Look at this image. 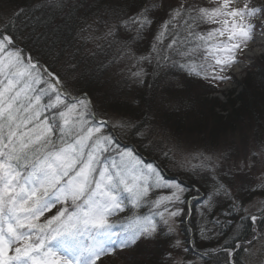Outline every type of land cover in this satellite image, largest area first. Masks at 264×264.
Masks as SVG:
<instances>
[{
	"label": "snow or ice",
	"instance_id": "snow-or-ice-1",
	"mask_svg": "<svg viewBox=\"0 0 264 264\" xmlns=\"http://www.w3.org/2000/svg\"><path fill=\"white\" fill-rule=\"evenodd\" d=\"M210 4L181 0L176 7L168 5V18L155 39L159 42L166 34L172 35L168 45L172 54H162L153 43L152 51L140 56L135 55L132 45L154 22L141 0H44L33 7L40 13H53L48 19L51 32H58L64 18L76 10L60 54L66 46H72L74 33L79 36L88 32L87 38L102 33L96 38L106 41L109 50L116 49L111 64L121 59V53L124 60L132 61L118 69L122 79L151 88L146 64L152 66L153 75L176 70L212 84L230 81V69L239 64L236 53L243 52L256 35L264 39V3L210 0ZM153 7L163 9L164 5ZM0 10L11 27L0 30V264H111L112 257L125 258V250L138 241L162 234L163 226L171 233L174 218L181 215L187 186L169 182L162 165L173 157H178L182 168L199 160L198 165H192L193 171L199 169L218 177L217 170L227 159L224 151L192 149L161 128L157 135L167 141V150H161L156 158L159 162L144 161L135 149L121 145L113 129L127 130L149 150L156 145L153 130L143 122L121 119L110 125L107 118L97 117L88 91H69L61 74L39 55H33L34 36L35 42L43 38L47 44L43 32L35 34L41 20L33 8L0 0ZM56 12L63 16L57 18ZM170 25L185 29L184 42L194 47L187 51L174 48L182 42L176 40L177 32ZM202 25L214 27L205 34L198 31ZM209 39L213 42L200 63L189 62L202 46L198 41ZM54 48L55 42L49 52ZM75 57L73 52L69 58L72 72L80 63L72 62ZM260 155L264 157V147ZM226 174L231 175V170ZM260 188L264 190V180ZM163 189H170L171 194L158 195ZM221 191L230 197L226 185L218 182L206 201L209 212L214 208L213 195ZM142 207H147L150 214H135L127 225L121 222L122 214ZM241 212L244 215H239ZM233 213L239 215L238 227L249 221V236L244 240L226 239L220 250L226 255L224 264H246L241 253H249L254 241L259 239V250L264 251V208L253 214L242 202L232 199L227 215ZM214 228L202 229L204 238L219 236ZM180 243L177 240L175 246ZM216 251L209 249L200 258H211ZM168 259L171 264H190L171 253Z\"/></svg>",
	"mask_w": 264,
	"mask_h": 264
},
{
	"label": "rangeland",
	"instance_id": "rangeland-1",
	"mask_svg": "<svg viewBox=\"0 0 264 264\" xmlns=\"http://www.w3.org/2000/svg\"><path fill=\"white\" fill-rule=\"evenodd\" d=\"M17 1L12 0V3ZM129 1L131 2V0ZM180 2L181 0H145L146 4L151 6L163 4L164 8H152L154 10L152 13L159 17H153L155 20L157 19L156 21L151 17L152 14L151 16L148 14V18L154 22L132 45L136 56L148 55L152 51L153 43L157 44L162 54H172V50L168 49V45L172 43V41H168L169 35L166 34L159 42L155 37L162 30L161 25L164 20L168 18V5L176 7ZM198 2L201 3V6H211L210 0H198ZM254 3H264V0H254ZM6 22L4 12L0 10V30ZM212 27L214 25H202L198 31H203L206 34ZM169 28L173 29V26L170 25ZM175 30L176 28L173 31ZM84 33L89 46H93L96 50L102 49L103 51L105 49L107 42L96 38L102 33H96L93 38H87L89 33ZM180 35H185V33H180ZM258 36L256 35L254 40L248 42L243 52L236 53L237 60L244 65L241 72L239 74L231 72L234 66L238 65L235 64L229 71L233 79L217 84H212L195 75H188L185 71L171 70L167 75L160 71L153 75L152 66L147 64L145 67L149 76L146 79L152 83L151 88L147 84L126 82L122 79L118 69L125 63L131 64L132 61L124 60V54L121 53V59L117 60L115 64H111L110 61L113 60L116 49L102 52V54L105 53L104 60H100L103 69L100 71L98 67L96 68L98 87L93 89L94 99L92 98L97 117L107 118L110 125L121 119L130 120L133 123L143 122L146 128L153 130L152 138L156 141V145L149 150L148 146L141 145L136 137L128 135L127 130L115 127L113 131L121 145H128L135 149L144 161L159 162L156 158L160 156L162 149L166 151L169 146L167 141L157 135L163 128L166 134L192 149L202 151L205 148L209 151L221 149L227 157L222 162V167L217 170L218 177H213L210 172L199 169L193 171L192 165H198L199 160H192L187 167L182 168L178 163V157H173L162 165L163 173L169 182L179 181L187 187L184 192L185 203L180 205L181 215L175 217L172 224L173 231L169 233L167 227L163 226L162 234L154 239L137 242V244L143 243L147 252L154 250L155 246L153 245L156 244L165 250V259L159 261L158 264H171L168 259L169 253L190 262V264H212V257L203 260L200 258L206 251H201L196 258L189 256L186 248H191L195 255L194 244L206 248L203 250L217 249L221 244H224L223 238L238 228L239 215H244L243 212L239 215L235 213L232 216L227 215L231 210L232 199L242 202L244 207L253 214H258L260 209L264 208V190L260 188L261 182L264 180V157L260 155L261 148L264 147V60L262 58L264 44L254 45ZM213 39L216 42L219 41V38ZM213 39L206 42L198 41L202 46L192 54L189 62L195 61L199 64L203 59V53L211 46ZM181 40L183 43H178L173 47H182L184 51L194 47L192 43L187 42L186 44L183 39ZM181 40L177 39L178 42H182ZM93 48L85 50L83 54L90 55ZM254 50L256 52L253 56L247 55L248 52ZM70 56L71 54L65 50V53L60 55L58 64L67 81L69 91H72L78 74L77 70L72 72L69 68ZM175 58L180 59L178 56ZM94 64L97 66V61H94ZM213 90H216L215 93L212 92ZM122 103L127 106L123 107ZM127 111L130 114H127ZM142 112L141 119L137 113L141 114ZM172 114L181 118L178 120L177 126L171 122L166 123L164 120V117ZM169 119L171 120V117ZM169 155L173 154L169 153ZM229 169L231 175L226 174ZM218 182H223L226 185L231 198L225 195L224 191H221L219 195H213L214 208L209 212L206 201L209 194L213 193L214 185ZM193 192L196 195H193ZM170 194V189L158 192V195ZM135 214L148 215L150 210L147 207H142L140 210L134 209L127 215L126 213L122 214L121 222L127 225L133 220ZM214 225V231L220 235L213 236L212 239L204 238L202 229H211ZM225 233L226 235H224ZM177 240L181 242L178 247L175 246ZM131 247L123 253L129 262L133 264L149 263L146 251L141 250L139 253H135ZM259 249L260 242L257 239L250 246L249 253L241 254L246 264H264V251ZM111 264L126 263H120L112 257Z\"/></svg>",
	"mask_w": 264,
	"mask_h": 264
},
{
	"label": "trees",
	"instance_id": "trees-1",
	"mask_svg": "<svg viewBox=\"0 0 264 264\" xmlns=\"http://www.w3.org/2000/svg\"><path fill=\"white\" fill-rule=\"evenodd\" d=\"M17 1V0H15ZM130 2V1H129ZM44 0H18L16 3H12V5L14 4V6H20V7H27V8H33V11L37 13V16L40 18L41 22L35 26V34L39 35L40 33H44V35L47 37V44L44 42V39L41 38L39 42H35V36L33 38L34 43H35V47L33 49V55H39L40 59L48 64V65H52L54 67V70L56 72H59L61 74V76L64 78L63 76V72L62 69L59 67V60H60V49L62 46V42L67 38L68 35V30H69V26L72 24L73 22V17L76 15V10H73L71 16L69 17H65L64 18V23L59 25V29L58 32H51L48 30V19L50 17L53 16L52 12H37V10L33 7L36 4H43ZM66 3H75V0H66ZM142 5L146 4L145 0H141ZM149 12L148 14H152V18L155 16L157 18H159L157 15H155L154 10L152 8H154L153 6L147 4ZM166 11V9H165ZM164 11V12H165ZM163 14V12H162ZM57 18H60L63 16V13L61 12H56L55 13ZM150 17V18H151ZM154 21H156L153 18ZM18 23V22H17ZM35 21H33V24L35 25ZM180 24H183V21L180 22ZM55 26V25H53ZM5 27H9L11 30V27L8 25V22H6L2 29H4ZM1 29V30H2ZM174 30V28L172 29ZM177 32L176 35V40L178 39H183L186 37V30L183 29L182 27H180L179 29L175 30ZM185 33V35H180V33ZM76 33L79 32V25L76 27L75 30ZM74 35V43L72 44L71 47H67L66 46V51L69 52L70 54H72L73 52L76 53V57H75V61H80L79 63V67L76 69L77 70V78L76 81H74V89H79V88H84L86 91H88L92 98L94 99V88L97 89V79H96V73H97V67L99 68L100 71H102L103 69V64L102 62H100V60H104V54H102L103 51L107 52L108 49V45L105 46V49L102 51V49H94L93 46H89L87 44V40L85 37V33L80 34L79 36H76L75 33ZM168 41H173V36L169 35L168 36ZM182 41V40H181ZM55 42V48L49 52V47L52 45V43ZM183 43V41H182ZM185 43V42H184ZM189 43V42H188ZM187 44V42H186ZM93 48V50L90 52V55L85 56L83 53L85 50ZM187 51V50H186ZM65 53V51L63 52ZM264 60V56L262 57ZM94 61H97V66L94 64ZM74 63V61H73ZM95 66V67H94ZM94 67V68H93ZM260 70V69H259ZM262 72V71H260ZM211 85V84H210ZM208 85V86H210ZM216 90H213L212 92L215 93ZM123 107H126L127 105H125L124 103H122ZM125 109V108H124ZM127 114H130L128 111L126 112ZM138 117L142 119L143 117V112L141 114L137 113ZM169 117H171V120L169 119ZM181 119L180 117H178L177 115L175 116L174 114L172 115H167L166 117H164V120L166 121V123H174L175 126H177L178 124V120ZM148 156V155H146ZM149 157V156H148ZM193 195H196L195 192H193ZM128 214V212H126V215ZM249 222L247 220H245L243 222V224L241 226H239L238 228H236L231 234H229L227 237L223 238V241L227 240H231L233 237H239L241 240H244L245 238H247L249 236V230L247 228V224ZM155 246L150 252H147V250L145 249L146 247L143 245V243L140 244H136L133 247H131L132 249L135 250L136 252H140L142 251H146L147 253V257H148V261L150 264H158L159 261H161L162 259H165V250H163L161 248V246H159V244L153 245ZM221 246H223L222 244L216 249V254L212 257V264H224L225 259H226V255L225 253L220 250ZM196 251H194V253H196L195 255H193V250H191V248H186L187 254L189 256H193L198 258L199 254L201 253V251H207V250H203L206 248H201L197 245L194 244L193 246ZM130 248V249H131ZM243 253V252H242ZM241 253V254H242ZM197 255V256H196ZM123 256V254H122ZM124 257V256H123ZM116 261L118 262H125L126 264L132 263L129 262V260L125 257V258H121V256H115L113 257ZM141 263V262H140ZM138 263V264H140ZM147 263V264H149ZM133 264V263H132ZM136 264V263H134Z\"/></svg>",
	"mask_w": 264,
	"mask_h": 264
},
{
	"label": "bare ground",
	"instance_id": "bare-ground-1",
	"mask_svg": "<svg viewBox=\"0 0 264 264\" xmlns=\"http://www.w3.org/2000/svg\"><path fill=\"white\" fill-rule=\"evenodd\" d=\"M256 42L254 43V45H256V46H259V45H261V44H264V39H262L261 37H257L256 38ZM255 52H256V50H254V51H251V52H248V56H253L254 54H255ZM244 67V65L243 64H241V63H239L238 65H235L234 66V68L231 70V72L233 73V74H239L240 72H241V70H242V68Z\"/></svg>",
	"mask_w": 264,
	"mask_h": 264
}]
</instances>
